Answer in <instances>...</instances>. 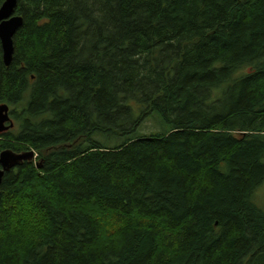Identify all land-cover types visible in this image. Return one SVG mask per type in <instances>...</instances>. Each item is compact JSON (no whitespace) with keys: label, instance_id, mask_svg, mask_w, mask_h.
<instances>
[{"label":"trees","instance_id":"trees-1","mask_svg":"<svg viewBox=\"0 0 264 264\" xmlns=\"http://www.w3.org/2000/svg\"><path fill=\"white\" fill-rule=\"evenodd\" d=\"M14 15L0 152L36 158L4 174L0 264H264V0Z\"/></svg>","mask_w":264,"mask_h":264},{"label":"water","instance_id":"water-1","mask_svg":"<svg viewBox=\"0 0 264 264\" xmlns=\"http://www.w3.org/2000/svg\"><path fill=\"white\" fill-rule=\"evenodd\" d=\"M17 0H5L0 8V44L3 61L6 66H10L14 55V37L23 25V19L14 15ZM9 123V125H7ZM14 126L10 117V107L8 104L0 105V133L9 131ZM35 158V152L27 151L15 153L11 150L0 152V186L4 174L17 168L24 161H31ZM1 195V189H0Z\"/></svg>","mask_w":264,"mask_h":264},{"label":"rangeland","instance_id":"rangeland-1","mask_svg":"<svg viewBox=\"0 0 264 264\" xmlns=\"http://www.w3.org/2000/svg\"><path fill=\"white\" fill-rule=\"evenodd\" d=\"M152 126V123H146L145 125ZM153 128L144 127L143 132H149ZM253 203L264 212V182L253 192L251 196Z\"/></svg>","mask_w":264,"mask_h":264}]
</instances>
